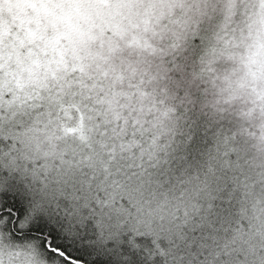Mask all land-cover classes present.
Returning <instances> with one entry per match:
<instances>
[{"label": "snow or ice", "instance_id": "1", "mask_svg": "<svg viewBox=\"0 0 264 264\" xmlns=\"http://www.w3.org/2000/svg\"><path fill=\"white\" fill-rule=\"evenodd\" d=\"M0 264H264V0H0Z\"/></svg>", "mask_w": 264, "mask_h": 264}]
</instances>
